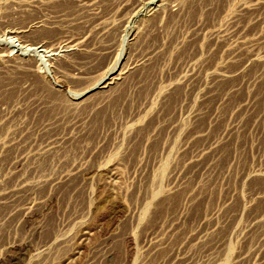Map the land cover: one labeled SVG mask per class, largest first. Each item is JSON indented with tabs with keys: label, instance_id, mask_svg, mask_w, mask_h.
<instances>
[{
	"label": "rangeland",
	"instance_id": "obj_1",
	"mask_svg": "<svg viewBox=\"0 0 264 264\" xmlns=\"http://www.w3.org/2000/svg\"><path fill=\"white\" fill-rule=\"evenodd\" d=\"M0 264H264V0H0Z\"/></svg>",
	"mask_w": 264,
	"mask_h": 264
},
{
	"label": "bare ground",
	"instance_id": "obj_2",
	"mask_svg": "<svg viewBox=\"0 0 264 264\" xmlns=\"http://www.w3.org/2000/svg\"><path fill=\"white\" fill-rule=\"evenodd\" d=\"M118 58H120V57H118ZM120 60V59H119ZM118 62V61H117ZM117 62H115V63H117ZM114 66H115V64H114ZM117 66V65H116ZM114 69V68H113ZM112 70V69H111Z\"/></svg>",
	"mask_w": 264,
	"mask_h": 264
}]
</instances>
